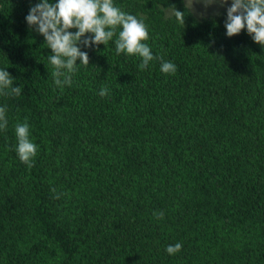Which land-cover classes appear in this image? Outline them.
<instances>
[{
  "label": "trees",
  "instance_id": "trees-1",
  "mask_svg": "<svg viewBox=\"0 0 264 264\" xmlns=\"http://www.w3.org/2000/svg\"><path fill=\"white\" fill-rule=\"evenodd\" d=\"M39 2L0 0V69L23 85L0 95V264H264V45L246 27L228 37L227 12L113 0L143 20L158 58L142 71L140 57L115 53L116 36L79 44L89 65L78 59L61 90L25 19ZM25 118L31 168L16 152Z\"/></svg>",
  "mask_w": 264,
  "mask_h": 264
},
{
  "label": "clouds",
  "instance_id": "clouds-1",
  "mask_svg": "<svg viewBox=\"0 0 264 264\" xmlns=\"http://www.w3.org/2000/svg\"><path fill=\"white\" fill-rule=\"evenodd\" d=\"M194 2L203 3L207 8L217 0H185V9L192 11ZM220 2L226 4L227 0H220ZM171 14L179 24H185L184 12L174 6ZM25 19L30 27H35V30L45 37V45L52 50L47 60L52 66L51 76L54 85L61 90L65 86H72V77L78 70V59L85 67L89 65V55L81 51L79 44L89 48L93 44L108 45L109 41L116 36L115 53L140 57L142 62L139 69L142 71L151 61L158 58L153 55L150 46L145 43L149 38V33L143 20L122 11L114 5L113 0H58L57 3L41 0L30 8ZM117 26L121 29L118 35ZM225 27L228 37L239 34L246 27L253 40L264 45V0H232L231 6L227 8ZM73 28L78 30L69 31ZM86 33L94 35L82 39ZM159 59L162 61L161 72L175 74L176 65L174 63L164 61L163 57ZM13 80L14 78L6 69H0V95L15 97L22 95L23 85L14 87ZM108 92L105 86L101 88L99 95L105 97ZM6 112L7 105L0 106V130L8 126ZM15 134L16 152L20 161L29 168L33 167V158L38 149L29 138L30 126L27 118L23 123L18 122L15 125ZM56 198L59 199V195ZM154 216L157 219H163L164 212H155ZM181 249L182 244L176 243L168 245L165 251L169 255H174Z\"/></svg>",
  "mask_w": 264,
  "mask_h": 264
},
{
  "label": "rangeland",
  "instance_id": "rangeland-1",
  "mask_svg": "<svg viewBox=\"0 0 264 264\" xmlns=\"http://www.w3.org/2000/svg\"><path fill=\"white\" fill-rule=\"evenodd\" d=\"M231 3H232V0H227L226 4H222L220 0H217L216 3L205 8L203 3L194 2L192 11L198 18L203 17L201 13H203V15H206V16L219 15L222 12H227V8L231 6Z\"/></svg>",
  "mask_w": 264,
  "mask_h": 264
}]
</instances>
